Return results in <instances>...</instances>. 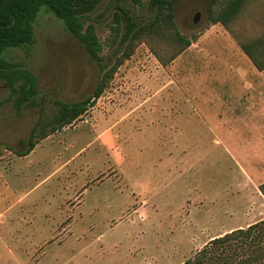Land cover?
Listing matches in <instances>:
<instances>
[{"label":"rangeland","instance_id":"1","mask_svg":"<svg viewBox=\"0 0 264 264\" xmlns=\"http://www.w3.org/2000/svg\"><path fill=\"white\" fill-rule=\"evenodd\" d=\"M226 1L173 0L187 47L169 25L146 30L159 18L152 0H100L81 15L97 60L43 8L33 42L4 50L36 76L42 104L15 108L0 80V264H181L264 220V74L240 48L264 45V0H243L227 26L212 23ZM129 19L143 32L126 39ZM102 79L79 118L47 127L30 157H16L55 101L83 99ZM233 246V256L245 252Z\"/></svg>","mask_w":264,"mask_h":264},{"label":"trees","instance_id":"2","mask_svg":"<svg viewBox=\"0 0 264 264\" xmlns=\"http://www.w3.org/2000/svg\"><path fill=\"white\" fill-rule=\"evenodd\" d=\"M100 0H0V80H3L14 93L15 108L22 105L41 107L42 99L38 97L37 79L33 72L22 63L11 61L4 57L3 52L7 48L28 46L33 42V21L38 11L43 8L59 18L64 27L75 35L84 45L93 59L99 58L100 43L94 31V26H83L81 15L90 12ZM159 7V18L156 22L147 26L149 33H156V28L161 25H169L173 28L172 37L183 46H188L190 41L185 39L174 27L172 22L173 0H152ZM215 4L218 0H208ZM243 0H228L218 11L211 12L209 18L212 23H221L227 26L236 16ZM161 10H166L161 14ZM160 15L162 17H160ZM143 32V27H137L136 23L128 20L124 37ZM185 48V47H184ZM241 50L250 58L253 65L264 69V45L259 41L240 43ZM130 51H125L123 57H119L110 69L104 71L105 76L114 73L123 59L130 56ZM103 70V67H102ZM105 88L103 79L96 83L92 93L83 99L74 102L55 101L57 111L49 122L41 119L32 127L28 146L24 150H15L19 156L25 155L33 149L37 139L44 138L49 127L50 133L71 124L79 118L92 105ZM264 195V183L259 186ZM242 245L245 252L233 256V246ZM233 246V247H232ZM228 251V252H227ZM264 264V220L248 225L246 228H237L215 237L199 249L192 257H188L181 264Z\"/></svg>","mask_w":264,"mask_h":264},{"label":"crops","instance_id":"3","mask_svg":"<svg viewBox=\"0 0 264 264\" xmlns=\"http://www.w3.org/2000/svg\"><path fill=\"white\" fill-rule=\"evenodd\" d=\"M246 55V54H245ZM247 56V55H246ZM248 57V56H247ZM249 58V57H248ZM252 62V61H251ZM253 64V63H252ZM254 66V65H253ZM257 69V68H256ZM258 71H254V73L255 74H257L258 75V77H260L259 75H261V74H264V69L263 70H259V69H257ZM254 78H257V76L256 77H254ZM257 81L255 80V82H253V83H256ZM38 145V144H37ZM36 145V146H37ZM35 146V147H36ZM35 147H33V149L32 150H30V152H28L27 154H25V155H21V156H19V155H17L16 157H21V158H23V157H25V158H28V157H30V155L31 154H33V152H34V149H35Z\"/></svg>","mask_w":264,"mask_h":264},{"label":"water","instance_id":"4","mask_svg":"<svg viewBox=\"0 0 264 264\" xmlns=\"http://www.w3.org/2000/svg\"><path fill=\"white\" fill-rule=\"evenodd\" d=\"M198 14H199V13H196V14H195V16H194V18H193V22H196V21H197V19H198Z\"/></svg>","mask_w":264,"mask_h":264}]
</instances>
